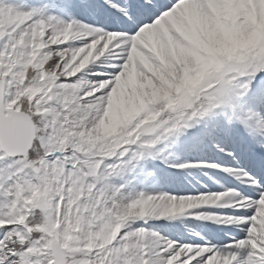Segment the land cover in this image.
Returning a JSON list of instances; mask_svg holds the SVG:
<instances>
[{
    "label": "snow or ice",
    "instance_id": "6c2138e0",
    "mask_svg": "<svg viewBox=\"0 0 264 264\" xmlns=\"http://www.w3.org/2000/svg\"><path fill=\"white\" fill-rule=\"evenodd\" d=\"M0 264H264V0H0Z\"/></svg>",
    "mask_w": 264,
    "mask_h": 264
}]
</instances>
